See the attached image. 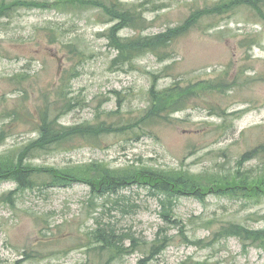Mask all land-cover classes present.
Here are the masks:
<instances>
[{
  "label": "rangeland",
  "instance_id": "rangeland-1",
  "mask_svg": "<svg viewBox=\"0 0 264 264\" xmlns=\"http://www.w3.org/2000/svg\"><path fill=\"white\" fill-rule=\"evenodd\" d=\"M2 1L49 3V8L15 9L0 17V129L8 130L0 157H15L37 138L20 111L35 112L42 100L63 126L122 127L147 109L154 77L159 90L225 78L227 88L213 98L222 116L199 103L173 114L171 124L136 126L72 151L38 152L28 162L56 169L96 163L112 170L185 172L206 185L264 174V21L252 11L240 8L203 21L171 46L168 59L147 54L118 64L107 39L114 22L99 10L61 9L58 0ZM218 1L120 0L130 7L143 5L149 23L144 36L175 27L194 10ZM53 31L50 44L47 35ZM134 34L124 29L119 36ZM17 76L21 85L13 83ZM60 77L72 101L62 112L55 92ZM15 108L20 114L12 112ZM228 191L173 198L166 221L163 197L147 186L93 196L83 184L18 191L14 182L2 181L0 264H138L145 258V264H264L263 248L224 232L232 225L263 228L264 196ZM97 227L112 234L123 251L109 263L105 252L100 256L93 250L102 243L87 248ZM158 241L160 249H154Z\"/></svg>",
  "mask_w": 264,
  "mask_h": 264
},
{
  "label": "trees",
  "instance_id": "trees-1",
  "mask_svg": "<svg viewBox=\"0 0 264 264\" xmlns=\"http://www.w3.org/2000/svg\"><path fill=\"white\" fill-rule=\"evenodd\" d=\"M61 9L78 10H99L100 14L107 17L114 25L107 33L109 46L116 51V57L113 63L126 64L147 54L157 57L159 60L170 58L171 46L181 37L194 29L202 26L205 20H215V18L231 14L240 8H246L264 21V0H221L202 8L194 10L179 25L167 28L155 35H142L149 23L139 6H128L120 0H58L55 3ZM21 8L47 9L49 3L14 1L10 4L0 3V17H7L10 11ZM211 27V26H209ZM124 29H131L135 34L130 37H121L119 33ZM50 44L55 42L54 31L47 35ZM68 48H71L68 45ZM74 50H71L72 52ZM13 83L21 85L18 76L14 77ZM58 87L55 92L58 95L56 109L59 112L70 110L72 101L66 97L65 78H59ZM157 79L154 77L152 86L149 89V105L145 112L136 119H131L128 125L115 127L104 122L84 123L74 126H63L58 122V117L53 118L50 115V105L46 100H42L35 112L25 108L22 118L29 120L36 129L37 138L28 142L20 149L15 157H0V182L11 181L17 186L18 191L31 190L34 188L70 187L74 184H83L87 186L93 196H112L118 194L120 190L131 186H147L155 195H161L162 217L167 221L168 212L173 198L194 197L201 198L207 192L223 190H238L245 196L252 194L254 197L264 196V174L257 179L249 180L241 176H234L230 181L218 182L206 185L198 177L189 175L185 172L174 171H153L148 169H124L112 170L104 164L91 163L80 168L56 169L50 166H37L28 162V159L34 157L38 152L50 151H72L81 145L95 144L100 137L111 133L131 131L136 126L151 127L156 124H171L172 115L183 111L195 104L202 103L207 109L212 111L213 115L222 116L225 112L215 104L213 98L217 93L224 92L227 88L228 80L217 78L213 80L198 81L196 83L182 85L174 83L164 89L156 88ZM22 87V86H21ZM23 100L28 99V91L21 89ZM45 94H42L44 96ZM60 104V106H58ZM14 114L19 110L15 108ZM142 125V126H141ZM8 130L0 129V146L7 138ZM95 146V145H94ZM252 156L256 151H252ZM248 156L243 155L246 161ZM242 159V157H241ZM13 192L8 196L11 198ZM224 230V229H223ZM227 236L242 238V242L264 249V227L251 231L241 226L232 225L224 230ZM229 233V234H228ZM114 236L105 229L97 227L89 233L90 248L91 245L100 244L93 248L95 252L107 254L106 263L119 257L122 249L114 240ZM161 243L157 242L153 248L160 249ZM127 252V251H124ZM153 256L151 254L150 258ZM149 258L141 260L138 264H145Z\"/></svg>",
  "mask_w": 264,
  "mask_h": 264
}]
</instances>
